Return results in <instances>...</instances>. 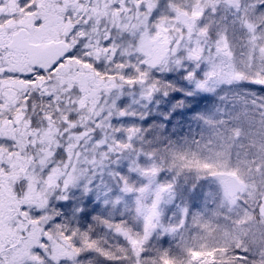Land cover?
I'll return each instance as SVG.
<instances>
[{
    "label": "snow or ice",
    "instance_id": "1",
    "mask_svg": "<svg viewBox=\"0 0 264 264\" xmlns=\"http://www.w3.org/2000/svg\"><path fill=\"white\" fill-rule=\"evenodd\" d=\"M0 264H264V0H0Z\"/></svg>",
    "mask_w": 264,
    "mask_h": 264
}]
</instances>
